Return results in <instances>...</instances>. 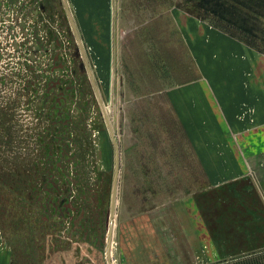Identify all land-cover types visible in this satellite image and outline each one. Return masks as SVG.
Segmentation results:
<instances>
[{
	"label": "rangeland",
	"instance_id": "obj_1",
	"mask_svg": "<svg viewBox=\"0 0 264 264\" xmlns=\"http://www.w3.org/2000/svg\"><path fill=\"white\" fill-rule=\"evenodd\" d=\"M199 21L264 54V0H0V237L16 264H165L184 240V214L205 210L204 137L175 98L207 81L220 107L255 56L198 41L196 59ZM28 58L30 97L6 76Z\"/></svg>",
	"mask_w": 264,
	"mask_h": 264
},
{
	"label": "crops",
	"instance_id": "obj_2",
	"mask_svg": "<svg viewBox=\"0 0 264 264\" xmlns=\"http://www.w3.org/2000/svg\"><path fill=\"white\" fill-rule=\"evenodd\" d=\"M200 26L193 33L188 28L190 50L196 59L201 55L195 51L198 41L206 55L227 50L245 54L242 57L254 53L255 59L248 57L252 79L223 81L220 86L229 93L222 95L220 107L213 100L211 108L207 107L203 101L207 81L205 85L191 82L175 98L187 130L193 137H204L199 146L204 149L196 150L204 152L205 210L190 208L184 214L195 218L178 225L183 241L176 235L172 241L166 240L174 251L165 250L164 263L264 264V54L209 25L229 42V49L225 48L223 42L208 35L213 30ZM185 101L190 103L188 108ZM246 108L249 112L243 110ZM215 131H220V139ZM0 264H16L1 237Z\"/></svg>",
	"mask_w": 264,
	"mask_h": 264
},
{
	"label": "trees",
	"instance_id": "obj_3",
	"mask_svg": "<svg viewBox=\"0 0 264 264\" xmlns=\"http://www.w3.org/2000/svg\"><path fill=\"white\" fill-rule=\"evenodd\" d=\"M14 14L16 13V10L13 11ZM18 24V23H17ZM21 24L23 25L22 27L25 28V27H29V25L31 26V24H26L24 21H21V23L19 22L18 25L21 26ZM48 24L46 23V21H43V22H40L39 23V26L40 28H42L43 26H45ZM46 29V42L51 44L50 47H56L57 45V40L56 38L54 37V33H53V30L49 27L45 28ZM28 31V30H27ZM34 42V40H33ZM36 47V46H35ZM39 49V47H37ZM36 50V48H35ZM32 51L33 54H36L37 52L36 51ZM30 56H32V60H35L34 59V56L31 54ZM54 62V61H53ZM52 62V63H53ZM50 61L48 62V66L51 65L52 63H50ZM22 66H19L20 68L17 69V67L15 65H13V68L14 69H11L10 73H4L7 77H8V80H13L15 79L16 83L18 84L17 88H15V92L17 95L19 94H23V95H27V97L31 96L33 93H34V88L31 87V83L34 82L33 80L35 79L34 76H36V72L34 70H30V71H25L27 67V65H31L29 63V58L22 61ZM26 78V79H24ZM24 92H26V94H24Z\"/></svg>",
	"mask_w": 264,
	"mask_h": 264
},
{
	"label": "water",
	"instance_id": "obj_4",
	"mask_svg": "<svg viewBox=\"0 0 264 264\" xmlns=\"http://www.w3.org/2000/svg\"><path fill=\"white\" fill-rule=\"evenodd\" d=\"M118 176H119V156H118V151H117V163H116V169H115L114 195H113V208L115 205V196H116V192H117ZM109 228H110V232H112V224L111 225L109 224Z\"/></svg>",
	"mask_w": 264,
	"mask_h": 264
}]
</instances>
